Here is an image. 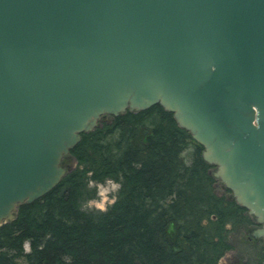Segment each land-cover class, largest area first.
<instances>
[{"label":"water","instance_id":"water-1","mask_svg":"<svg viewBox=\"0 0 264 264\" xmlns=\"http://www.w3.org/2000/svg\"><path fill=\"white\" fill-rule=\"evenodd\" d=\"M153 105L264 242V0H0V225L55 188L82 133Z\"/></svg>","mask_w":264,"mask_h":264},{"label":"trees","instance_id":"trees-1","mask_svg":"<svg viewBox=\"0 0 264 264\" xmlns=\"http://www.w3.org/2000/svg\"><path fill=\"white\" fill-rule=\"evenodd\" d=\"M109 119L81 134L55 188L0 225V264H218L228 226L253 225L163 106ZM109 180L120 188L107 211L85 209L90 182Z\"/></svg>","mask_w":264,"mask_h":264},{"label":"rangeland","instance_id":"rangeland-1","mask_svg":"<svg viewBox=\"0 0 264 264\" xmlns=\"http://www.w3.org/2000/svg\"><path fill=\"white\" fill-rule=\"evenodd\" d=\"M110 117V116H109ZM90 185L95 186L97 189L96 197L94 199L89 200L87 203L83 205V207L87 210L89 209H99L97 205L103 203L105 208L107 209L112 202L117 198V192L120 188V184L109 180L102 183H95L93 181L90 182ZM215 190L217 192H225L228 189H222L219 180L215 184ZM231 193V190H230ZM256 223L254 222L252 226H248V228L241 229L238 226H232L231 224L228 226L229 239L231 244V249L228 250L219 260L218 264H258V254L257 250L259 247L263 246V242L250 241L247 239L252 230L255 229ZM252 237V236H251ZM264 262V261H263Z\"/></svg>","mask_w":264,"mask_h":264},{"label":"flooded vegetation","instance_id":"flooded-vegetation-1","mask_svg":"<svg viewBox=\"0 0 264 264\" xmlns=\"http://www.w3.org/2000/svg\"><path fill=\"white\" fill-rule=\"evenodd\" d=\"M222 189H225V188L222 186ZM249 216H250V215H249ZM253 221H255V220L253 219ZM255 223H256V225L254 224V225L256 226L255 229L258 228V227H260V225H259L256 221H255ZM251 233H252V232H250L249 235L247 236V239H248V240H250V241H256V242H263L261 239H255V238H252V237H251ZM263 243H264V242H263ZM262 263H263V262H262ZM262 263H261V264H262ZM243 264H246V263H243Z\"/></svg>","mask_w":264,"mask_h":264},{"label":"clouds","instance_id":"clouds-1","mask_svg":"<svg viewBox=\"0 0 264 264\" xmlns=\"http://www.w3.org/2000/svg\"><path fill=\"white\" fill-rule=\"evenodd\" d=\"M97 207L99 208L100 211H107L103 203L97 205Z\"/></svg>","mask_w":264,"mask_h":264}]
</instances>
